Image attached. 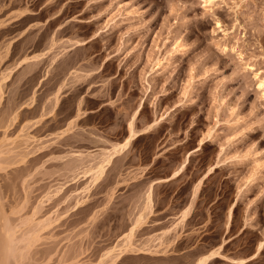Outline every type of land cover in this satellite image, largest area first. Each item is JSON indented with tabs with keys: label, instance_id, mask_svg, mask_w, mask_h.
<instances>
[{
	"label": "rangeland",
	"instance_id": "rangeland-1",
	"mask_svg": "<svg viewBox=\"0 0 264 264\" xmlns=\"http://www.w3.org/2000/svg\"><path fill=\"white\" fill-rule=\"evenodd\" d=\"M0 58L25 264H264V0H0Z\"/></svg>",
	"mask_w": 264,
	"mask_h": 264
},
{
	"label": "bare ground",
	"instance_id": "bare-ground-1",
	"mask_svg": "<svg viewBox=\"0 0 264 264\" xmlns=\"http://www.w3.org/2000/svg\"><path fill=\"white\" fill-rule=\"evenodd\" d=\"M209 2L212 3V2H214V0H209ZM0 59H2V58H0ZM259 85L261 86V88L264 87V81L261 80V83ZM0 95H2V94H0ZM0 99H1V97H0ZM13 104L14 103H12V105ZM1 123H3V121ZM1 123H0V128L4 126V125L1 126ZM131 136H132V138L133 137L136 138L137 134L133 133V135L131 134ZM2 144L4 145L3 142H2ZM3 149L4 148L2 146H0V167H5V166H3L5 164L3 160L6 158L4 156L7 155V153H8V152H5ZM9 155H10V153H9ZM109 157L111 158V156H109ZM109 157H108V160L110 159ZM107 162L109 163L110 161H107ZM105 163H106V161H105ZM102 165L100 164L99 171H103L102 169H104V166L102 167ZM3 195L4 194H2V190H0V264H25V263H27L26 260H28V258H29L31 248L33 247V245L37 239L35 240L36 237H34V235H32L33 230L30 229V231L32 232L31 234H30L29 230H26L27 232L23 231L24 225H22V224L24 222L20 223V224L12 222L11 217L8 216L9 213L7 214V212L5 211L6 209H4V206L6 207V205L3 204L4 202L1 201L3 199L2 197H4ZM151 202H152L151 201V195L149 194L147 197L148 206L151 205ZM140 219H141V217H140ZM140 219L138 222H136V224L141 225L142 221H140ZM26 223H24V224H26ZM137 226L138 225H136V227ZM134 228H135V226H134ZM132 230H135V229H132ZM131 233L133 234V231ZM33 234H35V231ZM217 258H220V253L219 252H212L208 256H204L201 259H199L196 264H209L212 260L217 259Z\"/></svg>",
	"mask_w": 264,
	"mask_h": 264
},
{
	"label": "crops",
	"instance_id": "crops-1",
	"mask_svg": "<svg viewBox=\"0 0 264 264\" xmlns=\"http://www.w3.org/2000/svg\"><path fill=\"white\" fill-rule=\"evenodd\" d=\"M209 254V253H208ZM230 263V262H229ZM230 264H232V263H230Z\"/></svg>",
	"mask_w": 264,
	"mask_h": 264
}]
</instances>
